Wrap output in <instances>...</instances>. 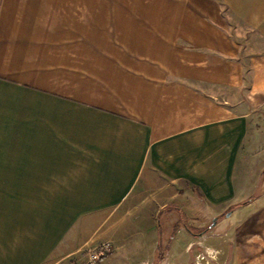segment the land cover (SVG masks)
<instances>
[{"label":"crops","instance_id":"0c3cea01","mask_svg":"<svg viewBox=\"0 0 264 264\" xmlns=\"http://www.w3.org/2000/svg\"><path fill=\"white\" fill-rule=\"evenodd\" d=\"M104 241L264 264V0H0V264Z\"/></svg>","mask_w":264,"mask_h":264},{"label":"rangeland","instance_id":"374dc122","mask_svg":"<svg viewBox=\"0 0 264 264\" xmlns=\"http://www.w3.org/2000/svg\"><path fill=\"white\" fill-rule=\"evenodd\" d=\"M193 207H195V206L193 205ZM185 209L186 210H184V215H183L182 221L191 224L190 219H189L190 216L192 215V213L189 212V209H191V208H190V206H187V207L185 206ZM192 209H193V211H195L194 208H192ZM212 225L213 224L211 223L210 227ZM86 250L87 249H84L82 252H80V254L75 255V256L71 257L70 259L67 258L65 261H62L59 264H83L86 261V257H85ZM167 253L169 254V249H168ZM208 261L211 262L212 259H210V260L208 259ZM171 263H173V264H192V255L189 253L186 254V253H184V251L182 249L177 248L176 252L172 258ZM193 264H199V262L194 257H193Z\"/></svg>","mask_w":264,"mask_h":264},{"label":"built area","instance_id":"2783aa9c","mask_svg":"<svg viewBox=\"0 0 264 264\" xmlns=\"http://www.w3.org/2000/svg\"><path fill=\"white\" fill-rule=\"evenodd\" d=\"M114 251L113 244L111 241H104L96 245L91 246L86 250V261L83 264H100L102 258L110 255ZM208 259H215V255H198L196 260L198 262L208 261Z\"/></svg>","mask_w":264,"mask_h":264},{"label":"trees","instance_id":"16d2710c","mask_svg":"<svg viewBox=\"0 0 264 264\" xmlns=\"http://www.w3.org/2000/svg\"><path fill=\"white\" fill-rule=\"evenodd\" d=\"M167 251H168V246L165 248V246H163V244L160 243L159 247H158V253H157V264H159V263H161L162 261L165 260ZM102 259H101L100 264L102 263Z\"/></svg>","mask_w":264,"mask_h":264},{"label":"water","instance_id":"95a60500","mask_svg":"<svg viewBox=\"0 0 264 264\" xmlns=\"http://www.w3.org/2000/svg\"><path fill=\"white\" fill-rule=\"evenodd\" d=\"M216 224V220H214V222H213V225H215Z\"/></svg>","mask_w":264,"mask_h":264}]
</instances>
